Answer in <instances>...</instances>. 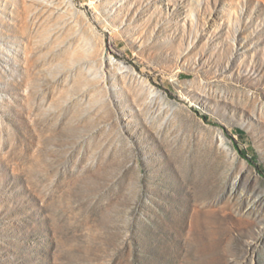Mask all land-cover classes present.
<instances>
[{
	"label": "rangeland",
	"instance_id": "obj_1",
	"mask_svg": "<svg viewBox=\"0 0 264 264\" xmlns=\"http://www.w3.org/2000/svg\"><path fill=\"white\" fill-rule=\"evenodd\" d=\"M257 167L264 0H0V264H264Z\"/></svg>",
	"mask_w": 264,
	"mask_h": 264
},
{
	"label": "trees",
	"instance_id": "obj_2",
	"mask_svg": "<svg viewBox=\"0 0 264 264\" xmlns=\"http://www.w3.org/2000/svg\"><path fill=\"white\" fill-rule=\"evenodd\" d=\"M205 119L208 121V118H205ZM238 152H239V154H240L242 157H244V158L247 159L249 162H251V163L254 164V160H253L252 158H248L247 154H246L244 151H241V150L238 148ZM257 168H258L259 172H260L261 174L264 175V171H263L260 167H257Z\"/></svg>",
	"mask_w": 264,
	"mask_h": 264
}]
</instances>
